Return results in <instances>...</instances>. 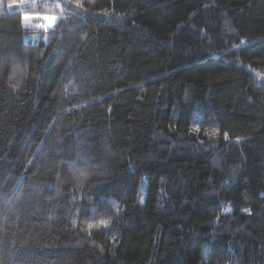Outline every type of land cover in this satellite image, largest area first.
Instances as JSON below:
<instances>
[{
  "label": "trees",
  "instance_id": "16d2710c",
  "mask_svg": "<svg viewBox=\"0 0 264 264\" xmlns=\"http://www.w3.org/2000/svg\"><path fill=\"white\" fill-rule=\"evenodd\" d=\"M10 3L0 264H264V0Z\"/></svg>",
  "mask_w": 264,
  "mask_h": 264
},
{
  "label": "snow or ice",
  "instance_id": "6c2138e0",
  "mask_svg": "<svg viewBox=\"0 0 264 264\" xmlns=\"http://www.w3.org/2000/svg\"><path fill=\"white\" fill-rule=\"evenodd\" d=\"M16 3V0H13V3H10L9 4V8H12L13 7V4ZM26 3V0H19V4H24ZM32 3L33 5H35V0H32ZM77 6L79 7L80 5L77 4ZM55 8H58L61 10V15L60 16H57V15H44L42 18L46 21H48V23H42V24H38V25H34V27L38 28V29H42L45 33H48L49 30H52V31H55V25H56V22L60 19L63 18V8L62 6L57 3L54 5ZM76 15H79V13H76ZM41 17L39 15H35V14H32V13H28V12H23L22 11V23H23V26L24 27H29L30 24L29 22L33 19H40ZM36 37H33V39H35ZM48 39V36L45 35V41H47ZM244 43H246L245 41H241V45H243ZM239 47V46H237ZM198 130V129H197ZM212 135H215L216 134V130H213V132L211 133ZM228 138V134L225 133V139ZM240 138H237V141H239ZM81 176L82 177H86L87 176V173L86 172H81ZM141 203H143V199L141 198ZM230 209H226V211H228ZM109 224V221L107 220H100L98 222V224L96 226H105L107 227V225ZM94 227L93 224H89L88 225V228L89 230H91L92 228ZM103 250V249H101Z\"/></svg>",
  "mask_w": 264,
  "mask_h": 264
},
{
  "label": "rangeland",
  "instance_id": "374dc122",
  "mask_svg": "<svg viewBox=\"0 0 264 264\" xmlns=\"http://www.w3.org/2000/svg\"><path fill=\"white\" fill-rule=\"evenodd\" d=\"M41 18L40 19H38V24H42V23H48V21H46V20H44L42 17L44 16V15H39Z\"/></svg>",
  "mask_w": 264,
  "mask_h": 264
}]
</instances>
